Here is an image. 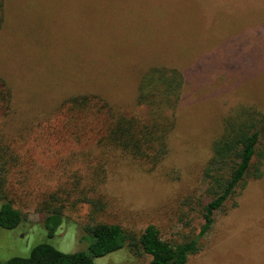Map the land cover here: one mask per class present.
<instances>
[{"label":"rangeland","instance_id":"obj_1","mask_svg":"<svg viewBox=\"0 0 264 264\" xmlns=\"http://www.w3.org/2000/svg\"><path fill=\"white\" fill-rule=\"evenodd\" d=\"M1 2L0 77L11 101L7 112L0 103V195L25 218L0 228V264L42 242L85 250L87 223L118 224L136 236L152 224L171 243L195 237L210 200L203 169L224 118L243 106L264 113V0ZM153 66L184 78L155 164L110 144L106 115L89 111L73 126L60 108L70 96L92 94L114 116L143 114L138 85ZM258 149L262 175L245 178L214 210L185 264H264L263 141ZM47 204L64 215L52 237L40 223ZM94 262L151 264V255L123 246Z\"/></svg>","mask_w":264,"mask_h":264},{"label":"trees","instance_id":"obj_2","mask_svg":"<svg viewBox=\"0 0 264 264\" xmlns=\"http://www.w3.org/2000/svg\"><path fill=\"white\" fill-rule=\"evenodd\" d=\"M183 84L184 78L179 70L153 66L142 75L138 85L137 105L145 108L143 114L114 116L111 106L92 94L70 96L60 108L71 119V125L89 111L106 115V140L135 159L155 164L166 152V141L174 125V112ZM10 101V88L0 77L3 111H8ZM262 141L264 145V113L256 108L243 106L224 118L222 131L212 141L211 155L203 169L210 200L201 211L203 223L197 235L189 240L180 243L166 241L152 224L136 236L118 224L87 223L84 226L88 240L85 250L63 252L50 243L42 242L35 245L28 256H12L3 264H95V258L123 246L134 253L141 251L151 255V264H185L189 254L199 250V239L210 230L214 210L224 204L245 178L262 175L261 164L255 160ZM259 154L263 157L264 150ZM5 164L0 160V185L5 183L1 175ZM45 212L40 223H44L48 236L52 237L62 224L64 215L57 205L47 204ZM24 218L12 200L0 195V228L14 229L21 226Z\"/></svg>","mask_w":264,"mask_h":264}]
</instances>
